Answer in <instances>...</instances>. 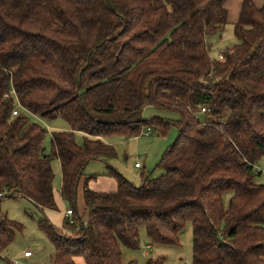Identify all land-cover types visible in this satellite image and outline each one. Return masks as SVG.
Here are the masks:
<instances>
[{"label":"trees","instance_id":"trees-1","mask_svg":"<svg viewBox=\"0 0 264 264\" xmlns=\"http://www.w3.org/2000/svg\"><path fill=\"white\" fill-rule=\"evenodd\" d=\"M261 1L241 0L237 44L219 60L205 37L227 24L225 0H0V202L57 210L55 159L63 201L74 204L83 179V216L74 206L61 229L38 221L51 264H122L121 247L137 249L141 227L153 245L178 246L187 223L193 264H264V185L255 179L264 159ZM146 107L175 119H144ZM33 117L69 126L51 134L48 155ZM171 127L178 133L161 175L142 174L135 186L107 166L115 190L89 189L97 176L85 167L115 157L103 137ZM20 230L0 214V252Z\"/></svg>","mask_w":264,"mask_h":264},{"label":"rangeland","instance_id":"rangeland-1","mask_svg":"<svg viewBox=\"0 0 264 264\" xmlns=\"http://www.w3.org/2000/svg\"><path fill=\"white\" fill-rule=\"evenodd\" d=\"M229 2L230 0H226L225 4L227 5ZM228 8L230 14L223 30L205 37L211 59H218L219 54H223L226 50L232 49L237 44V40L233 34L235 20L232 16L233 12H235L234 5H229ZM154 116L175 119V115L153 107H146L142 112L144 119H150ZM199 118L204 120L205 116L200 115ZM32 120L46 131L43 149L44 153L48 155L51 152V134L53 132L68 131L69 126L60 118L51 122L37 117H33ZM145 133L149 136H142ZM177 133V129L171 127L164 136L159 135L152 129H145L137 137H103L101 140L113 147L115 157L106 159V161H91L85 167L84 173L88 176H104L107 174V166H111L127 181L135 186H139L142 174L145 176L151 174V176L157 177L163 173L160 168H157V164L165 150L175 141ZM82 138V134H75V141L79 145L82 144ZM136 163L141 165L140 169L134 167ZM51 166L54 174L53 191L57 210H47L46 212L61 227L64 218L63 213L67 210H72L75 206L76 211L80 214L82 212V202L78 195L74 204L62 200L60 196L61 175L59 162L55 159L52 161ZM255 171L256 174L261 173L260 176L255 178L256 183L264 185V159L259 161L255 167ZM46 212H44V215L41 214L33 204L25 199L2 198L0 202V214L20 226L21 230L15 233L14 241L10 246L0 252V257L2 258L0 264H5L7 260L9 262L17 260L18 262L20 260L19 256L23 255L26 251H30L33 255L30 259L31 262L35 260L43 264L49 263V257L53 255L54 249L52 244L38 229V221L45 216ZM121 251L122 264H127L131 261H134L136 264H146L149 259L159 261L160 264H193L191 224L187 223L180 232L178 246L153 245L145 232V228L141 227L139 229L138 248L133 250L121 247ZM78 262L79 260H77Z\"/></svg>","mask_w":264,"mask_h":264},{"label":"crops","instance_id":"crops-1","mask_svg":"<svg viewBox=\"0 0 264 264\" xmlns=\"http://www.w3.org/2000/svg\"><path fill=\"white\" fill-rule=\"evenodd\" d=\"M226 1V0H225ZM253 2L255 3V5L256 6H260L261 4H262V1L261 0H253ZM240 4H241V0H230V2L226 5L225 4V7H226V9H228L227 11H228V15L230 14L229 13V8H228V6L229 5H234V9H235V12H233V16H232V14H231V16L233 17V19L234 20H236V18H237V16H238V12H239V9H240ZM142 136H145V137H147V136H149V135H147L146 133H145V135H142ZM134 167H135V164H134ZM136 169H140L141 168V165H140V167L139 168H137V167H135ZM84 175H85V173H84ZM85 176H88V175H85ZM83 180V179H82ZM82 180H81V182L79 183V186H78V189H77V195L79 196V198H80V201L82 202V206H81V209H82V212L80 213V215H82L83 216V213H84V205H83V201H82ZM88 187H89V189L91 190V191H94V192H112V191H114L115 190V188H116V183H115V181L112 179V178H109V177H103V176H99V177H97L96 179H93L92 181H90L89 183H88ZM77 195H76V197H77ZM54 200H55V196H54ZM28 202H30V201H28ZM31 203V202H30ZM32 204V203H31ZM48 209H44L43 211H42V213L41 214H43L44 215V212H46ZM63 216H64V218H63V221L67 218V219H69V220H72V216L71 217H68V216H65V212L63 213ZM44 217H46V219L48 220V222L49 223H51L54 227H56V228H58V229H61L62 228V226L61 227H59L57 224H56V222H54V220L52 219V217L49 215V213H45V216ZM41 219V218H40ZM62 221V222H63ZM147 248H149V247H147ZM32 253H31V255L30 256H28V257H24V255H20L19 257H20V260L17 262V260L16 261H13V262H9L8 260H7V264H43L42 262H37V261H33V262H31L30 261V259L32 258ZM2 258L0 257V260H1ZM79 260V262L77 263V260H76V264H84L83 263V261L82 260H80V259H78ZM5 263V262H4ZM5 263V264H6ZM48 264H51V256L49 257V263Z\"/></svg>","mask_w":264,"mask_h":264},{"label":"built area","instance_id":"built-area-1","mask_svg":"<svg viewBox=\"0 0 264 264\" xmlns=\"http://www.w3.org/2000/svg\"><path fill=\"white\" fill-rule=\"evenodd\" d=\"M222 58H223V54H219L218 59H219V60H222ZM11 93H12V92H11ZM6 97H8V95H6L5 98H6ZM204 112H206V111H205V109L202 108V109H201V113H204ZM17 113H18V109H15V110H13L12 115H13V116H14V115H17ZM148 130H149V129H148ZM146 134H147V133H146ZM135 167L139 168V167H140V164L136 163V164H135ZM72 214H73L72 210H67V211H65V216L71 217ZM23 255H24V257H28V256L31 255V252H30V251H26V252H24Z\"/></svg>","mask_w":264,"mask_h":264}]
</instances>
